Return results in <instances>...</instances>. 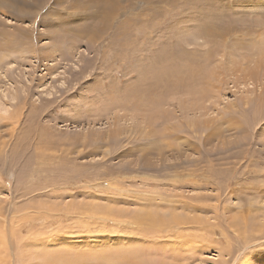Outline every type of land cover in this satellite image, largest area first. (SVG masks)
Segmentation results:
<instances>
[{"label":"rangeland","instance_id":"1","mask_svg":"<svg viewBox=\"0 0 264 264\" xmlns=\"http://www.w3.org/2000/svg\"><path fill=\"white\" fill-rule=\"evenodd\" d=\"M0 228L264 264V0H0Z\"/></svg>","mask_w":264,"mask_h":264},{"label":"bare ground","instance_id":"2","mask_svg":"<svg viewBox=\"0 0 264 264\" xmlns=\"http://www.w3.org/2000/svg\"><path fill=\"white\" fill-rule=\"evenodd\" d=\"M104 212L109 213L110 215H113L112 210L108 211L105 209ZM140 212L141 213L139 215L131 217L133 222H139L141 224V223H143V221L146 220V223L148 221L149 223H147V224H149L153 230H155V228H158L162 223H165V219H163L160 216L155 215L154 212H153L154 214H152V211L149 210L145 206L140 208ZM171 219L175 220L176 222L177 221L182 222V220H184L186 218L184 217V219H182L180 221V218L178 219L177 216H173V217H171ZM171 219L169 218L168 220H171ZM239 221H241V220H239ZM182 223H189V222L187 221V222H182ZM250 223H252V222H250ZM246 225H247V223H246ZM250 226H252V225L250 224ZM244 228H245V226H244ZM244 228H243V230H244ZM252 229L250 228L251 231H252ZM254 229L257 230V228H254ZM258 230H260V229H258ZM193 239H195V238H193ZM102 241H100V242H102ZM19 242H20V240H19ZM147 242H148V244L146 246H147V253H148L147 255H149L148 258L146 257L147 255L146 256L141 255V252L137 251V249H136V251H133V250H128V248H127L128 251H124V250L117 251L116 250L117 251L116 252L115 250H112V251L108 252L110 250L109 249L108 251L106 250L107 251L106 252L105 249L108 247H105L106 246L105 245L104 247L98 248L92 252H90V251L86 252L82 248L81 249L76 248V247L74 248L71 244H69V245H71L72 247L71 246H68V247L63 246L61 248L52 249L53 243L47 244V243L41 242L43 244H40L39 247L36 248V251L32 252V253H34L32 257L37 259L36 262H34L32 264H177L175 262L178 261L179 259H182V258H180L181 254L178 253V251H176V250H172L171 251L172 254H170V253L168 254V255H171L170 258H168V256L165 258V256L160 254L162 252L159 253L158 248H156V246L153 245V242L152 243L149 241H147ZM98 243H96V244H98ZM244 243H247V242H244ZM1 248L2 247L0 246V249ZM24 248H26V250L24 252H22L21 258L24 261V262L23 261L22 262L25 264L26 261H30V260H28L30 258L26 259V257H29V254H31V252H29L30 250H28V248H29L28 246H26ZM223 250L221 251V253L224 252ZM103 251H105V252H103ZM114 251H115V253H114ZM141 251H143V250H141ZM150 254H154V255H150ZM0 260L2 261V260H4V258H0ZM223 263H225V262L222 261L221 264H223ZM28 264H31V262ZM215 264H218V263L215 262Z\"/></svg>","mask_w":264,"mask_h":264}]
</instances>
